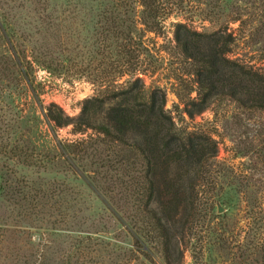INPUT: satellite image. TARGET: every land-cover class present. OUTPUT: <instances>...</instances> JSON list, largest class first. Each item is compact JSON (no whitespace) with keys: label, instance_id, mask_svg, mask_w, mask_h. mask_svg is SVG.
Wrapping results in <instances>:
<instances>
[{"label":"rangeland","instance_id":"rangeland-1","mask_svg":"<svg viewBox=\"0 0 264 264\" xmlns=\"http://www.w3.org/2000/svg\"><path fill=\"white\" fill-rule=\"evenodd\" d=\"M117 1L0 0V19L15 29L13 42L33 85L10 71L0 81L5 109L0 122L11 134L5 141L24 147L27 156L35 155L33 161H45L55 140L93 134L92 129L76 133L72 125L50 124L45 114L51 104L77 117L84 100L111 85L140 78L149 90L162 88L178 126L204 131L218 143L211 167L199 180L198 208L177 226L178 264H264V112L226 101L190 117L186 95L192 88L190 96L196 97L197 83L175 39L178 23L200 32L223 30L234 39L230 58L264 68V0H158L162 16L156 31L143 23L137 0L130 1L132 28L131 7ZM117 13L127 20L124 24L115 21ZM5 43H0V57L10 52ZM18 161L1 164L28 186L36 188L37 181L45 188L49 181L58 187L62 193L53 201L61 203L64 216L38 220L0 200V264H167L140 204L119 186L99 183L116 203L114 214L83 179L71 170L62 172L69 169L63 160L64 167L54 172ZM32 190L27 187L29 194Z\"/></svg>","mask_w":264,"mask_h":264},{"label":"trees","instance_id":"trees-1","mask_svg":"<svg viewBox=\"0 0 264 264\" xmlns=\"http://www.w3.org/2000/svg\"><path fill=\"white\" fill-rule=\"evenodd\" d=\"M130 1L119 0L117 5L131 7L128 15L132 28L131 12L134 13L135 8ZM157 1L137 0L143 7L141 19L151 31L160 26L162 15ZM119 13L114 19L124 24L127 20ZM4 19H0V43L6 42V47L9 44L10 52L6 50L0 57V64L5 65L4 69L2 65L0 81L6 80L4 75L10 71L15 78H24L31 86L27 62L13 42L17 38L15 29ZM175 39L197 83L196 97L190 96L192 88L186 95L185 111L190 117L226 101L235 102L248 111L264 112V68H255L228 56L234 41L232 34L223 30L200 32L178 23ZM0 111H5L4 107H0ZM45 115L55 127L72 125L76 133L92 129L93 134L73 141L57 139L47 148L45 161H40L39 157L33 161L36 147L31 149L34 156H27L24 147L5 141V136L11 139V134L4 129V122H0V200L9 202L26 217L41 220L55 214L64 216L61 203L53 201L62 193L58 187L49 181L44 183L45 188L37 181H34L36 188L28 186L1 163L16 158L23 166H40L45 172H54L65 164L69 169L62 172L71 170L83 179L114 214L116 203L113 197L109 199L103 193L101 181L109 182V188L119 186L126 198L138 202L142 217L148 220L149 234L158 238L167 264H178L181 253L175 242L177 226L198 208L199 180L205 178L212 165L217 140L204 131H189L178 126L166 108L165 91L159 87L145 88L140 78L125 85H111L101 94L84 100L77 117H71L55 103L48 107ZM0 116L3 115L0 113ZM27 157L33 159L28 163L21 161ZM27 187L34 188L33 195Z\"/></svg>","mask_w":264,"mask_h":264},{"label":"water","instance_id":"water-1","mask_svg":"<svg viewBox=\"0 0 264 264\" xmlns=\"http://www.w3.org/2000/svg\"><path fill=\"white\" fill-rule=\"evenodd\" d=\"M219 211L222 212L224 211V208L222 207V205L219 204Z\"/></svg>","mask_w":264,"mask_h":264}]
</instances>
